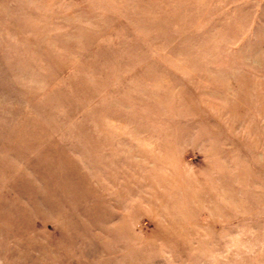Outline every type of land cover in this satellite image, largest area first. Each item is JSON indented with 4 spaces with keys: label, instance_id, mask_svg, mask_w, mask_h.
Masks as SVG:
<instances>
[{
    "label": "rangeland",
    "instance_id": "rangeland-1",
    "mask_svg": "<svg viewBox=\"0 0 264 264\" xmlns=\"http://www.w3.org/2000/svg\"><path fill=\"white\" fill-rule=\"evenodd\" d=\"M0 264H264V0H0Z\"/></svg>",
    "mask_w": 264,
    "mask_h": 264
}]
</instances>
